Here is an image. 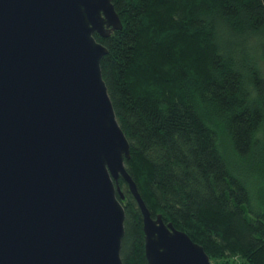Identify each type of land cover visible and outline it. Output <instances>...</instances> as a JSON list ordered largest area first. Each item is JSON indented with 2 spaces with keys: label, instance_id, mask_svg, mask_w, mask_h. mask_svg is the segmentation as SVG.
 I'll list each match as a JSON object with an SVG mask.
<instances>
[{
  "label": "trees",
  "instance_id": "obj_1",
  "mask_svg": "<svg viewBox=\"0 0 264 264\" xmlns=\"http://www.w3.org/2000/svg\"><path fill=\"white\" fill-rule=\"evenodd\" d=\"M122 28L94 34L150 211L212 264H264V0H111ZM123 264H148L120 179Z\"/></svg>",
  "mask_w": 264,
  "mask_h": 264
},
{
  "label": "water",
  "instance_id": "obj_2",
  "mask_svg": "<svg viewBox=\"0 0 264 264\" xmlns=\"http://www.w3.org/2000/svg\"><path fill=\"white\" fill-rule=\"evenodd\" d=\"M111 0H0V264H123L121 179L148 264H212L151 217L102 79Z\"/></svg>",
  "mask_w": 264,
  "mask_h": 264
}]
</instances>
